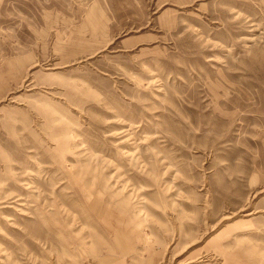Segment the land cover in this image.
<instances>
[{"label": "rangeland", "instance_id": "374dc122", "mask_svg": "<svg viewBox=\"0 0 264 264\" xmlns=\"http://www.w3.org/2000/svg\"><path fill=\"white\" fill-rule=\"evenodd\" d=\"M0 264H264V0H0Z\"/></svg>", "mask_w": 264, "mask_h": 264}]
</instances>
